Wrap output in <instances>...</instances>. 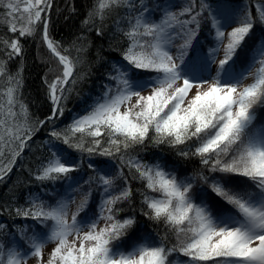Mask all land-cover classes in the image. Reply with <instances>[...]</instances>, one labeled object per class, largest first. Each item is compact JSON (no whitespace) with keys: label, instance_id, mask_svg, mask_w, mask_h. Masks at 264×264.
Returning a JSON list of instances; mask_svg holds the SVG:
<instances>
[{"label":"snow or ice","instance_id":"1","mask_svg":"<svg viewBox=\"0 0 264 264\" xmlns=\"http://www.w3.org/2000/svg\"><path fill=\"white\" fill-rule=\"evenodd\" d=\"M53 4L0 0V183L51 125L24 204L0 205V264H264V0H92L82 26L103 38L111 19L120 58L98 56L107 82L63 127L91 43L52 36ZM37 32L60 69L43 77L44 119L23 95L22 39ZM148 146L199 167L146 161Z\"/></svg>","mask_w":264,"mask_h":264},{"label":"trees","instance_id":"2","mask_svg":"<svg viewBox=\"0 0 264 264\" xmlns=\"http://www.w3.org/2000/svg\"><path fill=\"white\" fill-rule=\"evenodd\" d=\"M240 2L243 3L244 0H240ZM91 3L92 0H54L51 12L53 22L51 27L52 36L67 46L76 35L84 32V34L88 36V42L91 43V47L84 57L86 62L79 68L80 72L90 69L91 75L83 83L78 85L75 92L69 97L67 101V109L70 111L65 112L62 120L55 122L58 127H63L70 122L71 117L74 114L82 112L84 102L81 97L87 99L85 94L95 96L102 91L101 84L107 82L103 78L104 73L109 70L110 66L103 60L98 61V56L104 57L106 61H115L120 58V53L116 49L121 47L120 42L122 38L119 36L112 37L113 28L111 19L105 22L106 34L103 38L97 37L94 32L89 33L82 26L81 22ZM73 7L75 8L74 12L71 11ZM257 33L259 34V29H257ZM0 36H8L11 38L12 34L8 33L6 28L0 27ZM22 43L24 46V99L29 103L33 116L44 119L50 113L51 105L45 97L46 89L43 84V77L45 76V73H47L48 80H51L55 75L59 74L60 69L57 67L56 61L51 60L44 45L40 43L39 32H37L33 38L22 39ZM73 55H75V53H73ZM42 60H48L50 62L44 63ZM20 65L21 61L19 58L10 61L8 65L9 71L15 72ZM50 67L55 69V71L49 72ZM76 92H79L80 96H77ZM88 102L90 103L91 101L88 100ZM256 123L257 125L264 123V115H262L261 118H258ZM50 127L51 125L45 126V128L34 137L32 151H26L18 162V166L13 169L10 178L5 183H0V205L11 201L13 197L18 198V205L24 204L26 191L29 190L25 187V184L28 182H31L33 185L35 184V181H30L27 169L35 167L36 157L41 154L38 150V145H40L43 139L46 138V134ZM137 151L139 152L140 150L137 149ZM140 154L143 159L149 162L153 160V157L160 158L161 156L170 163L178 162L181 168L180 174L182 175L191 174L199 167L196 159L188 161L179 160L175 155V152L167 146H160L159 148L148 146L140 152ZM133 187H140L139 182L134 181ZM30 190L35 192L37 191V188L32 187ZM0 220L8 222L9 225H11V220L7 215L0 217ZM141 222L146 225V230L157 227L150 224V222L143 220V218H141ZM157 230L163 232V226H159ZM6 239L7 238H5V240ZM25 247L27 246L25 245ZM174 259L182 260L183 258L174 257Z\"/></svg>","mask_w":264,"mask_h":264},{"label":"rangeland","instance_id":"3","mask_svg":"<svg viewBox=\"0 0 264 264\" xmlns=\"http://www.w3.org/2000/svg\"><path fill=\"white\" fill-rule=\"evenodd\" d=\"M222 55H223V53H221L220 54V56L222 57ZM219 58V57H218ZM213 67H215V66H213ZM214 74V73H213ZM250 82V80H245L244 81V83L245 84H247V83H249ZM80 199V197L79 196H77V201ZM73 210H74V208H73ZM52 247H54V245L53 244H48V245H46V247H45V249H44V256H45V259L47 258V255H48V253L50 252V250H51V248ZM27 264H36V258H34V257H30L28 260H27Z\"/></svg>","mask_w":264,"mask_h":264}]
</instances>
